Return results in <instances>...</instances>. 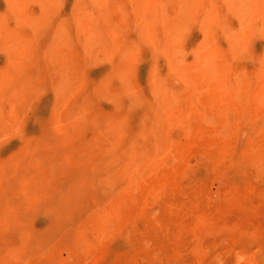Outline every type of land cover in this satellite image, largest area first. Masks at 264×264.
<instances>
[{
    "label": "rangeland",
    "instance_id": "374dc122",
    "mask_svg": "<svg viewBox=\"0 0 264 264\" xmlns=\"http://www.w3.org/2000/svg\"><path fill=\"white\" fill-rule=\"evenodd\" d=\"M207 1L0 0V264H264V0Z\"/></svg>",
    "mask_w": 264,
    "mask_h": 264
},
{
    "label": "bare ground",
    "instance_id": "6f19581e",
    "mask_svg": "<svg viewBox=\"0 0 264 264\" xmlns=\"http://www.w3.org/2000/svg\"><path fill=\"white\" fill-rule=\"evenodd\" d=\"M173 1H175L177 4L182 5L183 9L195 7V6L200 5V4L201 5L204 4L203 0H173ZM214 1H217V0H208L207 1V4H206L207 8L205 9V11H207L206 12L207 14H211L213 11H215L213 8ZM246 1H248V0H220V3H221V6L223 7L222 11L224 13H227L228 11H232V10H234L235 12L236 11L237 12L242 11L243 4L245 5ZM91 6H92V4L89 1V2L85 3L84 9L87 10V8H88V10H89L91 8V11H93L95 6L94 7H91ZM164 13H165V9H164L162 4L159 3L158 5H155L153 7V9L151 10V13H150V18H151L152 22L161 23ZM178 26H179L178 23H175V24H173L172 27H169V28L171 30H178ZM90 28H91L90 29L91 30V37L89 39H94V36L97 35V33H98V27H96L95 25H91ZM173 32L174 31L168 32V34H167L168 39H172ZM233 41H235V39L232 40V42ZM172 53H173L172 57H175L177 60H179L180 55L176 52H172ZM204 66L207 68H210L209 63L204 64ZM238 89H239L238 87L232 86V90L234 92L235 91L237 92ZM125 98H126V96H125ZM221 106L227 107L226 104L221 105ZM152 119L153 118H151L150 116H149V118L147 117L145 119V121L143 122V126H142L140 133L137 134L133 139V142L135 144H141L145 150L143 152L138 151L135 148V146H132V147L128 146L126 148L125 152L128 153V155H134L135 159H137L134 162L136 164H137L138 160L143 161V159L147 158L146 156H150L153 153H155V155H157V153H158L159 147L155 144V141H154L155 134H156L155 124H154V121ZM227 119L228 118H226V120ZM106 122H111V121H106ZM124 128L121 125L112 124L111 127H109V129H108L109 137L112 139H115V140H121L120 136H121V133H122ZM114 167H115V163L112 164L111 168H114ZM127 174L128 173L126 172V176H127ZM13 225H15V216L5 214L3 216V219L0 220V227H2L3 230H5V228H6V230H9L13 227ZM5 246H6L5 249L7 252V256L10 258L15 257V245H14L13 239H11V237L7 238V240L5 241Z\"/></svg>",
    "mask_w": 264,
    "mask_h": 264
}]
</instances>
